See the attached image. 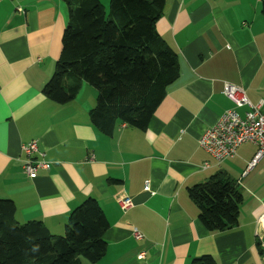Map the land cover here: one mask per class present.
<instances>
[{"label": "crops", "instance_id": "crops-1", "mask_svg": "<svg viewBox=\"0 0 264 264\" xmlns=\"http://www.w3.org/2000/svg\"><path fill=\"white\" fill-rule=\"evenodd\" d=\"M263 9L264 0H165L156 29L177 53L179 75L144 129L118 123L107 135L90 123L96 90L87 82L66 103L42 92L60 55L66 0H0V198L14 202L16 221L40 220L62 235L70 212L92 197L109 224L106 253L80 264H190L203 254L264 264V155L251 165L256 146L246 142L216 161L198 144L226 110L244 111L225 82L264 100ZM32 140L42 153L33 157L48 163L33 179L21 149ZM217 172L243 198L238 225L225 232L204 227L187 193ZM127 200L134 205L124 210Z\"/></svg>", "mask_w": 264, "mask_h": 264}, {"label": "trees", "instance_id": "trees-1", "mask_svg": "<svg viewBox=\"0 0 264 264\" xmlns=\"http://www.w3.org/2000/svg\"><path fill=\"white\" fill-rule=\"evenodd\" d=\"M68 19L55 70L42 89L49 99H74L83 82L96 90L90 123L111 135L118 123L144 129L179 75L175 50L158 33L156 23L165 0H109L108 16L100 0H66ZM264 11V9H263ZM208 231L225 232L238 225L242 194L223 172L187 188ZM11 199L0 198V264H80L106 253L109 224L98 202L87 197L68 217L62 235L40 220L19 223ZM190 264H216L213 256Z\"/></svg>", "mask_w": 264, "mask_h": 264}, {"label": "built area", "instance_id": "built-area-1", "mask_svg": "<svg viewBox=\"0 0 264 264\" xmlns=\"http://www.w3.org/2000/svg\"><path fill=\"white\" fill-rule=\"evenodd\" d=\"M224 94L232 100L236 108H244L242 114L235 109L226 110L218 120L198 138V144L214 160L221 161L224 158L232 157L236 149L242 143L250 142L256 146V151L251 161V165L264 155V100H250L243 88L240 86L224 83ZM26 158L22 163V170L30 178H36L39 169H47L48 163L39 156L37 141L32 140L21 146ZM203 168L209 167V162L202 164ZM147 189V182L144 184ZM131 200L123 202L122 208L127 210L133 206ZM258 223L264 225V212L258 219ZM264 228V227H263ZM264 230V229H263ZM135 238L140 239L142 234L135 228L133 231ZM139 259L144 258V253L138 254Z\"/></svg>", "mask_w": 264, "mask_h": 264}, {"label": "rangeland", "instance_id": "rangeland-1", "mask_svg": "<svg viewBox=\"0 0 264 264\" xmlns=\"http://www.w3.org/2000/svg\"><path fill=\"white\" fill-rule=\"evenodd\" d=\"M105 8H106V14H107V15H106V17H107V16H108V10H107V6H106Z\"/></svg>", "mask_w": 264, "mask_h": 264}]
</instances>
